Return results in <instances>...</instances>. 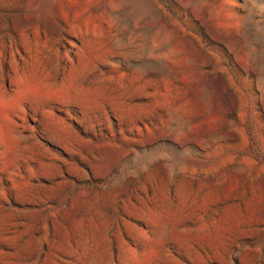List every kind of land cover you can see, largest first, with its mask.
<instances>
[{"label":"rangeland","instance_id":"1","mask_svg":"<svg viewBox=\"0 0 264 264\" xmlns=\"http://www.w3.org/2000/svg\"><path fill=\"white\" fill-rule=\"evenodd\" d=\"M0 264H264V0H0Z\"/></svg>","mask_w":264,"mask_h":264}]
</instances>
